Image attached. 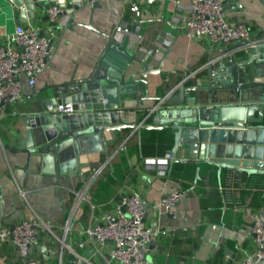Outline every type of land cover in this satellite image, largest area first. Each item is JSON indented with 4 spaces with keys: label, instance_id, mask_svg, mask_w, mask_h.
<instances>
[{
    "label": "crops",
    "instance_id": "crops-1",
    "mask_svg": "<svg viewBox=\"0 0 264 264\" xmlns=\"http://www.w3.org/2000/svg\"><path fill=\"white\" fill-rule=\"evenodd\" d=\"M129 1L138 4L139 15L129 10ZM188 4L189 0H92L80 4L68 12L65 25L51 27L53 50L33 84H27L25 76L17 73L23 97L0 105V226L33 215L44 222L31 247V256L37 264L104 263L110 241L105 240L95 250L84 229L99 222L102 213L113 211L120 194L131 190L140 196L145 223L159 230L152 235L146 251L150 264H242V257L252 252L253 214L260 209L264 216V175L221 168L218 181L216 167L211 165L205 184L209 166L201 164L195 177V165L182 161L187 155L180 144L174 154L178 160L172 163L170 173L166 168L164 175L159 174L156 166L145 164L143 158L169 150L172 134L166 129H141L139 142L135 132L129 135L130 128H122V136L115 130H106L104 138L112 169L102 150L81 152L79 166L84 177L69 171L61 173L59 181L54 174L35 173L34 165L23 173V154L4 147L17 145L14 136L20 140L26 129L23 117L43 110L39 100L52 94L53 84L87 74L101 50L105 34L117 36L116 26L127 29L128 34L124 33L121 39L132 48L140 52L143 48L157 47L158 56L166 55L159 72L147 74L148 94L162 92L159 79L168 69L174 70L167 73L169 82L192 84L205 75L211 60L223 54L227 58L228 52L236 59L244 55L237 40L212 44L204 38L188 36L179 26L188 16ZM224 8L231 22L248 25L249 39L264 36V6L258 0H227ZM32 16L37 20H26L34 25L44 24L42 9H33ZM9 28L12 31L11 24ZM10 32L0 25V41ZM164 41H168L166 45ZM139 69L137 63L129 65L122 78L130 74L136 78L134 73ZM156 83L159 85L154 89ZM149 120L150 116L145 119ZM243 133V128L227 131L223 143L227 144L226 156H233L234 146ZM173 169L179 175H173ZM87 182L86 200L77 199L75 192ZM173 188L181 189L184 195L172 208L159 210L156 206L159 196ZM0 264L25 263L14 246L0 242Z\"/></svg>",
    "mask_w": 264,
    "mask_h": 264
},
{
    "label": "water",
    "instance_id": "water-1",
    "mask_svg": "<svg viewBox=\"0 0 264 264\" xmlns=\"http://www.w3.org/2000/svg\"><path fill=\"white\" fill-rule=\"evenodd\" d=\"M46 1L62 2L0 0V25L10 32V24L13 27L27 18L37 20L32 11L43 9ZM258 1L264 6V0ZM85 2L92 0H72L65 12ZM46 18L44 15L42 19ZM237 42L243 48L241 58L228 52L227 58L223 54L211 60L205 75L192 84L169 82L167 73L174 70L168 69L159 79L162 92L148 94L147 74H157L166 55L141 54L124 39L105 34L87 74L53 84L52 94L38 99L43 110L23 117L26 129L20 140L14 136L17 145L4 147L23 154V173L34 165L35 173L54 174L59 181V175L69 171L84 177L79 166L81 152L102 150L112 169L104 138L106 130H115L122 136L121 129L130 128L129 135L135 132L139 142L141 129H166L172 134L168 174L178 160L174 154L180 144L187 155L182 161L195 165V177L201 164L209 166L205 184L211 165L216 167L218 181L221 168L264 175V36ZM134 63L141 66L134 73L137 77L130 74L123 79L124 69ZM3 102L5 99L0 105ZM47 104L53 108L46 109ZM58 104L70 106L71 111L56 110ZM149 116L150 120L145 121ZM235 128H243L244 133L234 146L233 156H226L227 144L223 143L227 131ZM89 142L97 144L87 145ZM122 151L127 157L125 146ZM105 257L108 259L109 254Z\"/></svg>",
    "mask_w": 264,
    "mask_h": 264
},
{
    "label": "built area",
    "instance_id": "built-area-1",
    "mask_svg": "<svg viewBox=\"0 0 264 264\" xmlns=\"http://www.w3.org/2000/svg\"><path fill=\"white\" fill-rule=\"evenodd\" d=\"M71 2L72 0L49 1L42 9L47 17L44 24L34 25L27 20L16 23L12 31L0 41V102L3 99L13 102L23 97L17 73H22L26 83L32 85L36 74L44 69L53 50L51 27L66 24L68 12L65 11ZM226 2L227 0H189L188 16L179 26L188 36L204 38L212 44L248 40L251 35L248 25L240 21L231 22L228 19L224 8ZM128 8L134 15H139L136 2L129 1ZM115 32L117 38H121L124 33L128 34L127 29L120 26H116ZM131 37L133 40L138 39L137 36ZM167 42L164 41L163 45ZM140 53L158 55V48H143ZM52 108L51 104H47L46 109ZM55 109L71 111L70 106L62 107L60 104L56 105ZM169 157L167 150L159 156L144 157L143 162L156 166V172L164 175ZM89 179L90 182L93 174ZM89 182L75 192L77 199L86 200L84 191ZM183 195L181 189L173 188L159 196L156 206L159 210H168ZM89 205L93 207L91 202ZM43 226L44 222L36 215L21 218L11 225H1L0 242L14 246L25 264H37L35 257L31 256V247L36 243L38 229ZM84 231L95 250H98V245L105 240L110 241L109 258L102 264H150L146 251L152 235L159 230L145 223L140 196L131 190L120 194L113 211L102 213L101 220L88 225ZM250 232L254 247L252 252L242 257L241 263L264 262V216L260 209L253 214Z\"/></svg>",
    "mask_w": 264,
    "mask_h": 264
},
{
    "label": "trees",
    "instance_id": "trees-1",
    "mask_svg": "<svg viewBox=\"0 0 264 264\" xmlns=\"http://www.w3.org/2000/svg\"><path fill=\"white\" fill-rule=\"evenodd\" d=\"M115 165L113 164V167H114ZM174 168H175V170L177 169V165L175 164L174 165ZM115 169V168H114ZM174 169H173V171H172V174L173 175H179L176 171H175ZM182 176V175H181ZM242 192H244L243 190H241V192H240V194L242 195ZM202 202H203V200H202V198H201V205H202Z\"/></svg>",
    "mask_w": 264,
    "mask_h": 264
}]
</instances>
